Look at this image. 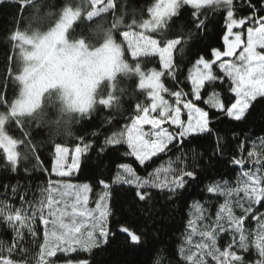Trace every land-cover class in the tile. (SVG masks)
Returning a JSON list of instances; mask_svg holds the SVG:
<instances>
[{
  "label": "snow or ice",
  "instance_id": "1",
  "mask_svg": "<svg viewBox=\"0 0 264 264\" xmlns=\"http://www.w3.org/2000/svg\"><path fill=\"white\" fill-rule=\"evenodd\" d=\"M183 5H191L197 10L206 5L215 8L223 6L222 8L227 9L224 48H213L211 58L201 56L195 61L187 77L191 84L190 92L183 88L169 91L161 82V77L167 72L175 79L173 54L177 50L184 51V48L178 47L180 43H189V40L184 39L170 41L169 47L176 44L177 48L172 49L171 56L166 50L155 53L159 57L161 70L153 69L140 84L150 103L136 104L137 114L132 117L131 122L122 131L113 133L105 140L106 145L126 144L128 151L122 155L135 157L141 165L158 154L172 153L175 156L174 160L168 159L146 177L137 175L128 163L118 165L122 172L117 171L114 183L135 185V195L142 201L152 198L151 189H167L169 193L175 194L180 189L191 186L190 182H200L203 169L198 172L197 167L201 157L192 146H203L214 131L210 127L213 121L209 111L197 105L208 89L211 92L202 102L210 110H217V120L219 115H227L236 121H242L251 114L250 109L256 102L264 103V6L258 7L254 0H248V8L252 14L238 19L234 14V0H183ZM178 10L177 6L167 9L169 16L177 15ZM194 20L197 28H203L204 21L199 19L198 14H194ZM246 24L250 26H247L244 39L242 31L234 32L233 29H240ZM214 67L218 68L219 74L214 71ZM225 85L234 94V102H225L221 93L216 90ZM162 93L174 97V103L165 99ZM146 125L150 127L146 128ZM219 140L217 137L214 151L218 150L223 154L229 146L219 143ZM90 147V144L76 147L72 163L66 168L68 148L57 144L51 172L60 179H49L46 186L40 187L37 198L28 200L25 199L26 194L22 195L19 208L0 201V218L12 228L16 241L23 240L25 230L35 238L36 221L39 219L41 222L43 243L35 264H58V254L63 256L62 264H90L89 259L81 258L80 254H90L94 249L109 243L111 231L108 225L112 215L108 206L109 184L100 181L104 191L98 194L95 207H90L89 193L93 190L92 186L64 179L73 175L81 154ZM0 149L6 154L12 170L16 171L18 157L14 138L0 135ZM182 149L191 154V161L185 159V151ZM239 151H245L243 144ZM176 153L180 155H175ZM209 159L212 157L209 156ZM219 159L218 156L217 160ZM36 160L42 167L38 153ZM246 162H250L252 168L245 169ZM231 163L240 168L235 185L223 179L206 185L208 193L223 198L214 217L210 212L211 201L193 203L195 218L189 219L187 228L190 231L177 250L184 264H264V211L259 210V206H264V137H259V150L253 143L252 150L247 151V160L232 159ZM16 190L12 189L13 194ZM237 209L240 214H237ZM248 220L255 221L254 229L246 227ZM121 231L127 233L131 241L146 252L147 262L151 264L152 253L158 245L142 241L140 235L129 231L127 227ZM194 236H198L199 241L193 248ZM225 236L228 239L222 244L221 240ZM18 248V243L13 247L0 241V264H31L29 260L13 258ZM253 250L256 258L246 259L245 254ZM26 252L27 249L19 248L21 256ZM73 253L76 254L75 257L71 255Z\"/></svg>",
  "mask_w": 264,
  "mask_h": 264
},
{
  "label": "trees",
  "instance_id": "2",
  "mask_svg": "<svg viewBox=\"0 0 264 264\" xmlns=\"http://www.w3.org/2000/svg\"><path fill=\"white\" fill-rule=\"evenodd\" d=\"M156 0H111L112 7L109 10L92 15L93 6L90 0H35L28 7H25L22 0H3L0 2V111L8 113L9 118L4 120L3 130L8 137L14 138L20 147H27L31 138L40 135L31 118H17L18 115H11L10 108L16 100L20 87L16 76L19 74L16 64L18 57L15 42L12 37L15 33H23L27 21L26 14L37 10V14L45 16L55 27L62 19L66 10L70 9L77 13V18L67 31V38L73 41L92 40L91 29L98 28L99 24L107 22L113 25L117 44L124 48V59L130 66L139 67L143 71L160 69L159 58L156 55H148L138 59L130 58L127 53L123 36L139 31L141 25L150 17V9ZM259 6H264V0H254ZM177 15L170 16L159 29L150 32L148 35L154 39L160 47H164L170 41L181 39L189 40L187 45L180 43L179 48L173 54V66L175 79L165 72L161 82L169 91L183 88L190 92L191 85L187 79L189 69L201 56L211 58L213 48L223 50V35L226 33V12L225 8H215L210 5L200 9H194L191 5L181 4ZM235 17L241 18L252 14L248 8V0H234ZM194 14L204 21L203 28H197ZM123 19L121 20V18ZM102 18V19H99ZM247 26L241 27L245 34ZM244 37V36H243ZM174 48H177L175 44ZM214 71L219 74L218 68ZM103 83L99 88V98L108 102L112 95L118 96L122 103V110L113 113L110 109L103 107L98 102L97 109L84 117L78 127V134L75 139L68 142H55L42 144L37 153L40 156L42 167L38 164L36 156L27 162H18L16 171L12 170L10 163L0 151V201L11 205L13 208L21 206V196L31 200L39 196V189L47 185L49 179H58L51 172L55 160V146L72 150L76 147H83L90 144L87 152L82 153L77 169L73 175L65 178L72 183H88L92 186L90 193L96 198L103 192V180L109 184L108 206L112 215L109 217V229L111 235L109 243L94 249L92 253H81V258L89 259L90 264H148L146 252L139 248L127 233L121 231L127 227L129 231L140 235L142 241L155 242L158 247L152 253L151 264H184L178 254V248L184 243L185 236L190 231L187 228L189 219L195 216L193 203L199 201L205 203L211 201L210 212L214 217L215 210L223 202L222 197H216L206 191V185L214 180H227L235 185L239 166L231 163L232 159L243 158L247 160V151L252 150L255 143L259 150V137H264V103L256 102L250 109V115L242 121H236L227 115H219L217 110L209 109L202 101L207 99L211 89L202 95V101L197 105L209 111L214 129L212 136L207 138L206 143L197 147L193 145L201 159L198 161L197 171L203 172L199 183H191L186 189H180L171 194L167 189H151V199L142 201L135 195V185L114 183L118 165L128 163L136 171L137 175L146 177L156 167L165 164L168 159H175L172 153L158 154L151 160L141 165L133 156H123L127 145H106L105 140L115 132H120L126 124L136 115L135 105L138 103L148 104L147 93L139 87L138 77L134 73L118 75L112 83ZM225 102H234V94L227 90V86L217 88ZM112 94V95H110ZM168 97V93L165 94ZM259 99V98H258ZM230 106V105H229ZM227 144L229 147L225 153L214 151L217 144ZM243 144L245 151L240 152L239 147ZM103 149V151L101 150ZM185 151V159L191 161V154ZM175 155H180L176 153ZM209 156L212 159H209ZM220 157L217 160V157ZM245 169L252 168L250 162H246ZM47 169V171H44ZM122 172V170H119ZM163 178V174L161 175ZM16 188L13 194L12 189ZM208 206V205H206ZM264 211V206H259ZM237 214L239 209H237ZM246 227L255 228V221H246ZM37 236L33 238L27 230L23 233V240L16 241L12 228L0 218V241L5 245L27 249L24 256L19 254V248L14 254V259L29 260L35 264L38 258L40 245L43 243V226L39 219L36 221ZM228 237H223L221 243H226ZM199 241L198 236L193 237L194 243ZM5 254H7L5 252ZM246 255V259L254 260L255 251ZM62 260V258H59Z\"/></svg>",
  "mask_w": 264,
  "mask_h": 264
},
{
  "label": "clouds",
  "instance_id": "3",
  "mask_svg": "<svg viewBox=\"0 0 264 264\" xmlns=\"http://www.w3.org/2000/svg\"><path fill=\"white\" fill-rule=\"evenodd\" d=\"M22 2L28 7L35 0ZM26 17L23 34L32 41V47L21 48L16 57L18 71L27 76L15 98L21 108L17 118H31L41 134L31 138L27 147L17 145L18 162H27L36 156L42 144L75 139L82 119L97 109L101 82L113 73L129 71L117 49L115 26L107 22L99 24L90 30L93 39L85 40L86 46H82L78 41L66 39L37 10L27 13ZM37 101L38 107L34 106ZM25 106L29 110H24ZM103 107L113 113L123 108L115 95ZM8 118L7 112L0 111V120Z\"/></svg>",
  "mask_w": 264,
  "mask_h": 264
},
{
  "label": "rangeland",
  "instance_id": "4",
  "mask_svg": "<svg viewBox=\"0 0 264 264\" xmlns=\"http://www.w3.org/2000/svg\"><path fill=\"white\" fill-rule=\"evenodd\" d=\"M90 2L93 6V12H92L93 16L97 15L100 12L109 10L112 7L111 0H90ZM181 4H183V0H156L155 1V3L153 4V6L150 9V17L141 25L139 31L136 33H131V34H127V35L123 36V41H124L127 53L129 54L130 58L138 59V58H142L144 56H148V55H150V53L152 55H154L155 53L162 52L165 50L167 51V54L169 56L172 55V49L174 48L175 44H173L171 48L169 47V43H167L164 47H160L157 44V42L154 39H152L148 34L152 31H156L157 29H159L160 26L163 24V22L166 21L170 17L168 14V11H167L168 8H170L171 6L179 7ZM76 18H77V13L73 10L68 9L65 11L62 19L59 21V23L54 28L56 30L62 31L65 34V38L68 39L67 38V31L70 28V26L73 24V22L76 20ZM233 31L235 32V31H242V30H241V28L240 29L234 28ZM244 32H245V34H244L243 38L246 39V30ZM13 36L16 37V39L15 40L13 39V41L15 42L18 55L20 53L21 48L28 49V48L32 47V41L25 38V36L22 32L21 33L20 32L15 33ZM77 41L82 46H86L84 42L79 41V40H77ZM117 49L120 51V53L122 54V57L124 59L125 52L123 50L124 48L122 47V45L117 44ZM30 54L31 53H28V55H30ZM124 61H125V59H124ZM126 65L129 69V71L127 73H134L138 77L139 87H140L142 80L145 79L146 77H148L152 73V70H153L152 69V70H148V71H143L137 66L132 68L130 66V64L127 62H126ZM159 70H161V66H160ZM121 74H125V73H119V72L113 73L107 79H105L101 82L99 88L101 87V85L103 83H106V82L109 84L108 86L110 88H112L113 80L118 75H121ZM16 78H17V81H18V84L20 87V91H21V86L25 85V83L27 81V76L23 72H19V74L16 76ZM99 88L97 90L98 91L97 100H98V102H101L103 104H107L109 99L103 100V99L99 98V95H100L99 94L100 93ZM165 94L166 93H162V95H164V98L169 100L170 103H174V97H171L169 94H168V97H166ZM149 103H150V100H149ZM34 106L38 107L39 101H37L36 105H34ZM24 110H29V109L27 106H25ZM20 112H21V108L18 106L17 101L15 100L13 102L11 108H10V114L11 115H18ZM182 118H186V117H182ZM3 123H4V120H0V135H4V136L8 137L4 133ZM145 127L149 128L150 126L146 125ZM75 149L76 148H74L72 150H68L67 161H66V165H65L66 168L68 166H70L72 163V158L75 155ZM0 151L3 153V155L6 158V154L3 152V149H0ZM54 162H55V160H54ZM58 179H60V178L58 177ZM98 198H99V196H97L96 198H93L91 196V194L89 193V201H90L89 206L95 207V202ZM194 218H195V216L193 217V219ZM194 245H195V243H194ZM193 248H194V246H193ZM71 255L73 257L76 256L75 253H73ZM59 258H62V260H63L62 254H58V258H57L58 264H62V260H60Z\"/></svg>",
  "mask_w": 264,
  "mask_h": 264
}]
</instances>
